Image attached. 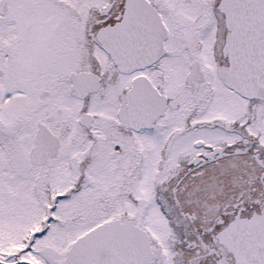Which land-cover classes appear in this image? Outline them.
<instances>
[{
    "label": "snow or ice",
    "instance_id": "snow-or-ice-1",
    "mask_svg": "<svg viewBox=\"0 0 264 264\" xmlns=\"http://www.w3.org/2000/svg\"><path fill=\"white\" fill-rule=\"evenodd\" d=\"M0 264H264V0H0Z\"/></svg>",
    "mask_w": 264,
    "mask_h": 264
}]
</instances>
